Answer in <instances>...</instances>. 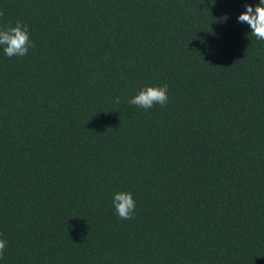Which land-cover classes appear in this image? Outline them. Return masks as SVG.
I'll list each match as a JSON object with an SVG mask.
<instances>
[{
  "label": "trees",
  "instance_id": "obj_1",
  "mask_svg": "<svg viewBox=\"0 0 264 264\" xmlns=\"http://www.w3.org/2000/svg\"><path fill=\"white\" fill-rule=\"evenodd\" d=\"M258 3L0 0L34 45L0 46V264H264Z\"/></svg>",
  "mask_w": 264,
  "mask_h": 264
},
{
  "label": "clouds",
  "instance_id": "obj_2",
  "mask_svg": "<svg viewBox=\"0 0 264 264\" xmlns=\"http://www.w3.org/2000/svg\"><path fill=\"white\" fill-rule=\"evenodd\" d=\"M245 11L238 16L239 23H246L250 29V35L257 40H264V0L253 8L251 4H245ZM4 15L0 11V17ZM0 46L3 47L4 54L9 57H24L28 54L30 47H34L27 24L17 21L15 25L0 27ZM168 85L147 86L138 91L136 95L129 99V104L148 110L155 105L165 106L168 102ZM115 103L119 104L117 97ZM113 206L122 220L132 219L136 208L131 192L121 191L113 196ZM7 241L0 239V258L3 257Z\"/></svg>",
  "mask_w": 264,
  "mask_h": 264
}]
</instances>
